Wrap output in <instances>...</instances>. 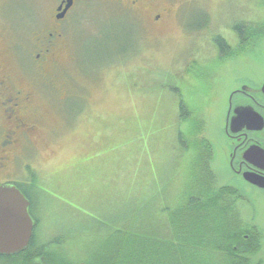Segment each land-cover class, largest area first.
Here are the masks:
<instances>
[{"label":"rangeland","instance_id":"rangeland-1","mask_svg":"<svg viewBox=\"0 0 264 264\" xmlns=\"http://www.w3.org/2000/svg\"><path fill=\"white\" fill-rule=\"evenodd\" d=\"M131 1L84 0L59 25L63 56L53 78L57 94L50 90L45 98L33 71L24 77L11 67L15 77L35 84L39 105L63 98L58 117L41 109L42 124L52 132L44 136L42 130L38 150L8 177L0 176L19 184L29 200L37 243L63 245L58 264H129L113 251L125 231L137 230L127 214L132 212L139 222L165 220L173 207L168 199L188 182L187 148L197 152L192 168L200 171L207 154L199 139L209 132L216 147H223L227 96L215 87L221 76L229 91L232 71L220 69L221 63L248 40L251 46L252 36L260 33L257 22L264 21V0H152L140 13L123 8ZM5 4L8 38L23 32L31 37L45 28V0ZM164 7L166 16L151 26L150 15ZM215 35L229 41L232 51L217 56ZM258 48L262 64L246 60L239 65L242 74L260 72L264 38ZM199 122L204 125L200 133ZM219 166L211 165L221 181L225 171ZM263 217L261 213L258 221ZM176 255L174 249L172 258ZM0 264L12 262L0 256Z\"/></svg>","mask_w":264,"mask_h":264},{"label":"flooded vegetation","instance_id":"flooded-vegetation-1","mask_svg":"<svg viewBox=\"0 0 264 264\" xmlns=\"http://www.w3.org/2000/svg\"><path fill=\"white\" fill-rule=\"evenodd\" d=\"M81 1L84 0H45L44 8L49 5L44 19L45 28L33 32L31 37L29 32L27 34L23 32L22 37L17 35L8 38L5 33L6 28L4 29L3 14V7L6 4L5 0H0V176L4 178L19 167V163H22L27 155L38 150L39 144L44 142V138L40 137L42 130L45 132L44 136L52 132L51 126L42 124L44 117L41 109L46 112H56L58 117V102L63 100V98L45 99L46 106L39 105L36 100V90L33 88L35 84H31L29 80L26 82L25 78L15 77L11 67L15 65L23 76L30 70L33 71L42 81L45 98V93L50 90L57 94L58 88L53 78L60 65L59 59L63 56L61 42H59L62 35L58 27L67 20L75 5ZM102 1L114 2V0ZM151 1L132 0L129 6L126 3L123 8L140 13L141 6ZM115 2L122 4V0H115ZM165 16V7L156 9L150 15L151 26H157ZM257 23L261 26L258 28L260 33L252 36L251 46L248 40L246 44L238 46L234 53L232 52V56L221 63L220 69L232 71V82L226 84L229 91L220 80L221 76L215 87L216 92L222 91L220 96H227V109L222 130L223 147L220 150L219 146L216 147L215 139L209 135V132L205 136L207 145L212 149L211 165L217 167L222 165L225 171L223 173L225 177L221 181L217 178L216 180L234 192L233 197L237 201L238 209L237 221H242L240 225H244L243 227L252 234L250 240L257 247L249 257L250 264H264V256H261L264 250V217L262 221H258L261 213L264 216V65L260 67L259 73L253 72L254 69L246 75L240 72L239 65L247 63L246 60H250L251 64L254 62L262 64L258 43L264 38V21ZM216 37L220 38L222 46L227 49V51L218 50L217 56H225L232 51V44L221 35L211 37L215 45L218 46ZM235 39L239 40L238 35ZM236 118H243L244 121L241 120L242 122L239 121L232 126V120ZM213 157L214 160H212ZM24 165L26 166V163ZM4 178L0 181L10 184V180ZM29 209L28 212H30ZM245 209L248 210V216L245 215ZM33 223L32 241L35 239L36 230L34 220ZM247 237L244 236L245 239H248ZM47 249L58 251V262L61 260L63 250L61 243H51L49 246V244L32 242L26 250L17 255L1 257H11L12 264H20L19 256L27 253L28 256L32 255L30 256L32 263H37L41 257L37 258L36 253ZM39 264L42 263L39 262Z\"/></svg>","mask_w":264,"mask_h":264},{"label":"trees","instance_id":"trees-1","mask_svg":"<svg viewBox=\"0 0 264 264\" xmlns=\"http://www.w3.org/2000/svg\"><path fill=\"white\" fill-rule=\"evenodd\" d=\"M219 39L216 37L215 41L218 42L221 51L223 46ZM182 102L181 99L179 109L184 118L187 117V111ZM198 128L199 133L203 132V123L199 122ZM199 140L204 144L203 147H199L201 152L207 154L204 168L201 166L200 171L198 168H192V159L194 163L197 152L195 153L190 147L187 148L190 154L188 182L183 183V192H177L176 196L168 199V202L172 200L173 207L168 209L169 213L165 220H160L158 224H154L151 220L139 222L132 212L127 214L131 223L135 222L136 225L133 226L137 230L125 231L123 240H119L113 251L126 259L129 264H134L136 261H141V264H250L249 257L257 249L250 240L252 234L243 227L244 225H240L242 221H237L238 209L237 201L233 197L234 192L220 185L216 180L211 167V147L207 145L204 137ZM197 159H199L198 155ZM15 185L21 188L19 184ZM138 230L143 232L139 233ZM175 236H177L175 241L169 240ZM244 236H248V239ZM34 238L30 244L37 243L36 237ZM137 248L141 250V254L135 251ZM174 249L178 259L172 258ZM36 254L37 258L41 257L39 262L42 264H58V255L53 249L39 251ZM30 256L27 253L19 256L20 264H39V262L32 263ZM60 264L71 263L61 261Z\"/></svg>","mask_w":264,"mask_h":264},{"label":"water","instance_id":"water-1","mask_svg":"<svg viewBox=\"0 0 264 264\" xmlns=\"http://www.w3.org/2000/svg\"><path fill=\"white\" fill-rule=\"evenodd\" d=\"M241 120H232V126ZM29 207L28 199L15 184L0 185V256H14L27 249L34 227Z\"/></svg>","mask_w":264,"mask_h":264}]
</instances>
